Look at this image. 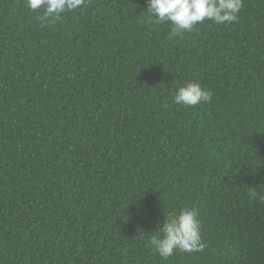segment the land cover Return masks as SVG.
I'll list each match as a JSON object with an SVG mask.
<instances>
[{"label":"trees","instance_id":"obj_1","mask_svg":"<svg viewBox=\"0 0 264 264\" xmlns=\"http://www.w3.org/2000/svg\"><path fill=\"white\" fill-rule=\"evenodd\" d=\"M146 8L0 0V264H264V0L173 39ZM193 80L211 102L174 104ZM183 206L204 250L162 259Z\"/></svg>","mask_w":264,"mask_h":264},{"label":"clouds","instance_id":"obj_2","mask_svg":"<svg viewBox=\"0 0 264 264\" xmlns=\"http://www.w3.org/2000/svg\"><path fill=\"white\" fill-rule=\"evenodd\" d=\"M90 0H26V6L37 11L43 9L38 19L42 25L62 19V14L86 7ZM243 0H147L142 23L150 25L169 24V39L182 37L194 27L210 20L216 24H230L238 19ZM212 93L198 80L186 81L178 86L172 96L176 105L195 107L209 103ZM165 107H168L165 102ZM249 197L264 204V193L249 190ZM201 217L196 207L183 206L167 214L164 223L147 243L162 259L167 260L175 252H202L205 244L201 235Z\"/></svg>","mask_w":264,"mask_h":264}]
</instances>
